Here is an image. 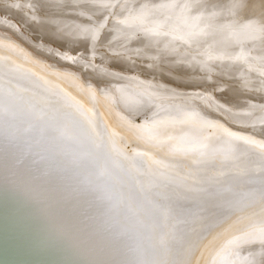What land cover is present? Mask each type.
I'll return each mask as SVG.
<instances>
[{
	"label": "bare ground",
	"instance_id": "1",
	"mask_svg": "<svg viewBox=\"0 0 264 264\" xmlns=\"http://www.w3.org/2000/svg\"><path fill=\"white\" fill-rule=\"evenodd\" d=\"M42 1H43V3L48 2L49 4H43V7H46V9L42 10L44 13L39 12L40 16L36 18V21H39V26L46 28V31L48 33L49 32L52 33V32L57 31V30H63L66 33H69L71 31V29H76L77 31H79V30H81V28L79 26L80 24L88 23V22L92 23L94 21L95 15L102 13L106 8H108V13H107L108 16L106 17V19H104L101 22V24L102 23L104 24V27L101 28L100 27L101 24H100L98 26L99 27L98 32L102 31V33H101L102 35H105L106 33H108V34L114 35L116 37L123 38L122 36H125L126 34L124 32L121 33L120 31L114 32L118 29H117V26L113 23L117 22V23H119V25L124 27V24H123L124 21H126V20L131 21L132 20L134 22V21L138 20V18L140 16H143L142 14H145L146 12H149V11L150 12L156 11L157 15H155V16H156L157 22L155 21V23H154L153 22L154 19H152L153 23L150 22L152 25L145 26V27L143 26V27L139 28L138 30H136L130 34L131 37L133 35H135L136 32H139L140 30H144L143 32H147V34L151 35L149 43H151L153 45H157L159 48H161L160 50H170L172 47L173 48L176 47L174 49L175 53L177 52L178 55H181V56L172 62H170V61L169 62H162L161 58H159L156 62H154L152 64L142 63L141 64L142 66L135 67V68H136V70H138V72H142L143 75L147 76L145 78V80L148 77L152 78V79L157 78L158 80H156V82L157 81L165 82L166 83L165 88H170L172 90V92H174V93L180 91V89L182 88L181 87L182 84H180L179 81H182V77L185 75V73H188L187 68L189 67L190 63H192V62L194 63V61H195V65L197 66V68L193 74L195 76L197 74L198 77L203 78L205 80V77H207L208 74H210L212 71H214L218 67L223 66L224 62H229V61L233 60V56L235 57L234 52L232 51V50H234V48H232V43L234 42V37L231 39L228 38L227 37L228 34L226 35L223 32V28H222L223 24L230 23V20H231L230 15L232 13H233V15H235V13H236V16H237V14L243 15L242 18L239 20V25H240V23L241 24L245 23L248 26L247 28H249L251 31V34L248 31L249 35L247 33V36L245 37L247 39H244V41L242 40L243 42L251 41V39L256 40V42H255L256 45L252 46V47L256 48L257 43H258L257 39L259 38V40H260V37H261V39L264 40V30L261 31L262 28L264 29V0H245L244 6L241 5V7H239V4H241V1H243V0H221V1H219L220 3H217V4H216V2L218 0H213L209 3V5L213 6L212 10L209 9L210 10V11L208 10L209 13L205 14V16L200 14V11L202 10L201 8H204L203 6L205 5V0H42ZM215 5H216V8L214 7ZM207 8H209V6ZM217 8L219 9V11ZM215 9H216V11H218L217 12L218 17L216 16L217 14L214 13V12H216ZM112 15H113V17H112ZM149 15H150V17H152L154 15V12L150 13ZM213 16L214 17L216 16L215 19H216L217 25L211 27V29L210 28L207 29L205 27L207 24L206 22H207L208 18L213 19ZM58 17L60 18L61 23L59 25L58 24L55 25V23H53V21L55 20L54 18H58ZM111 18H113L114 20L112 21ZM42 19L44 20V25H42V23H41ZM234 19H236V18H234ZM259 21H260V23H259ZM214 22H215V20H214ZM236 23L238 25V22H236ZM146 24H143V25H146ZM196 24L198 26L195 28L194 25L196 26ZM209 25H211V23H209ZM230 25H231V23H230ZM259 28H261V30ZM17 30L18 29H15V30L11 29L8 31L0 30V31L4 32V33H1V36H0V58H5L4 61L7 62L6 65L12 68V72L15 75H17L18 78H20V81L22 84H26V87H31V88L37 89L34 85L35 84L34 81L35 80H37L39 82H41V81L39 80L38 77L36 78L34 76V73L36 70V72H37L36 74L42 75V73H39V72L43 68H41V66L38 65L37 63H39V62L42 63V61L45 57L42 59V56H40L37 53V51H36V53L33 52L32 49L29 47V43L25 42V40L20 36V34L18 33ZM181 33H184L185 35L181 36ZM242 35H243V33H242ZM236 39H238V38H236ZM240 40H238V41H240ZM263 42L264 41H261L262 44H263ZM151 44H150V46H152ZM243 45H244V43H243ZM145 47H147V45H145ZM257 48L259 49L258 46H257ZM185 49H189V51H190L189 56H193V57L196 56V57H198V59L192 61L191 60L192 58L190 57L187 60V58H185V56H183V55H185L184 54ZM253 51H255V49ZM253 51H252V53H253ZM263 51H264V47H263ZM256 53H257V50H256ZM36 54H37V56H36ZM165 54H169V52L167 51V52H165ZM230 56H232V57L230 58ZM254 56H256V55H254ZM262 56H264L263 52H262ZM220 58L223 60V62L220 60ZM34 59H37V60H34ZM258 59L260 60V58H258ZM31 61H37V62L32 63ZM48 62H49V64L46 66L43 65L44 63L43 64L39 63V64L43 65L44 67H48L49 65H51V67H52L53 63L50 61H48ZM29 63L30 64L32 63V64L30 65ZM32 65L35 67H33ZM259 65H261V64H259ZM53 66H54V64H53ZM51 67H49V68L51 69ZM59 67H61V66H59ZM63 68H66V67H63ZM124 69H125V64L123 62H118L115 64V66H113L111 68L104 69L102 71V73H100L99 77L100 78H104V77L106 78V77H110L111 75L115 76V74H117L119 71L122 72ZM44 71H45V69L43 70V72ZM69 71H70V69H69ZM28 73L30 75H28ZM49 73H51V72H49ZM77 74L78 73H75L74 69H73L71 73H60V75H61L60 77H62V80L65 81L66 85H71V83H73V82H71V79L75 78L74 76H76ZM119 74H121V75H119L120 79L124 78L122 76V73H119ZM46 75L48 77V74H46ZM50 76L51 75H49V78H50ZM78 76L80 77L79 74H78ZM47 77H46V79H47ZM44 78H45V75H44ZM53 78L54 77L52 76L51 79H53ZM81 78L82 77H80V81H81ZM57 80H59V79L56 78L55 81L59 83V81H57ZM77 80H78V77H76L75 81L77 82ZM47 81H49V80H47ZM86 81H88V80H86ZM81 83H82V81H81ZM81 83H77V84H81ZM42 84H43V82H42ZM42 84L39 85L38 89L42 90V91L44 89L46 92H49V93L44 94V93H40V92H30L32 95L27 97L23 102L13 100L11 97H9L3 93H0V264H102L99 259H102L105 255L104 256L100 255V253L97 252L98 251L97 248L99 247V243L102 239L95 233L97 230L96 231L93 230L94 226H93V223H91L92 219L90 220V222H88V218H89V215L92 214L91 211H93V209L96 206L99 207V205H98L99 202L102 199L106 198L105 196H107L111 191L114 190L112 182L109 180L112 179V177L115 180H118L119 178H117V177L119 176V173L123 169L124 170L127 169L126 162L122 161L121 158L118 157L115 150L118 149V150H121V151L125 152L126 154L130 155L125 149V147H127L129 145L134 150V153L138 152V151H141V152L146 151V152H148V154L150 156H153L156 159H165L166 161L168 159H170V157L166 156L167 152H165V151H164V153H161V154L159 153L160 155H154L152 150H151V146L154 144H155L154 147H156V146L159 147V146L156 145V143H154V142L152 144V142H150V141H147V140L145 141V139H144L145 134L143 136L141 135L142 138L144 139V141L138 142L140 140L139 139V140H136L137 142H134V141L130 142L131 141L130 138H129L130 141H128V139L124 135L128 134L132 130V128L136 129L134 127V125H132L130 121L129 122L127 121L128 125L126 124V122L123 123L122 121L121 122L123 123V125H122V123L121 124L117 123V121H115L116 120L115 117H111L110 115H108L110 113L107 114V109H106V111H104L102 107H100L99 105H95L94 102H93V104H91L89 102L90 100H87L86 98H81L80 95L84 93V91L82 90L83 92L80 94L81 89H79V87H81V85L80 86L75 85V86H77V88H71L70 87L71 89H69L68 91L64 88L65 91L60 92V95H58V92L53 91V88L43 87ZM92 86L94 88V85H92ZM102 86H100V87H102ZM202 86H205V85H202ZM103 87H105V86H103ZM85 88H87V87H85ZM95 88H96V85H95ZM95 88L93 89L94 91H96ZM203 89H204V87H203ZM98 90H102V89H98ZM105 90L108 92L109 89L107 90V88H105ZM94 91H93V93H94ZM111 91L112 90H110V92ZM96 92L98 93V91H96ZM103 92H100V93H103ZM100 93H99V96H101ZM112 94H114V92L111 93V95ZM103 95L105 96L106 93L102 94V96ZM108 95H107L108 97L107 96H105V97L106 98L110 97L109 92H108ZM122 95L124 96V94H122ZM84 97H85V95H84ZM96 97H98V95ZM111 97H113V96H111ZM151 97H149V98H151ZM116 98H118V97H116ZM149 98H147V99H149ZM124 99L126 100V98H124ZM143 99H141V100H143ZM60 100H62V101H60ZM94 100H97V99H94ZM152 100L153 99H151V101ZM98 101L99 100H97V102ZM101 101H100V103H101ZM113 101L115 102L116 100H113ZM128 101L129 100H127V102ZM144 101L150 105V103H148L146 101V99H144ZM159 101H160V99H159ZM163 101L167 102L166 100H163ZM169 101L172 103V100H169ZM116 102H119V101H116ZM139 102H134L135 107H138V104L136 105V103H139ZM173 102H175V101H173ZM102 103H103V101H102ZM115 103H113V104H115ZM151 103H155V102L152 101ZM141 104H142V102H141ZM158 104L161 108V106L164 103L161 104V101H160L157 104L155 103L154 106L158 105ZM123 105H117V107L118 106L121 107ZM128 105H129V103H128ZM143 105H144V102H143ZM149 105H147V108H149V110H150V107L151 106L153 107V105L151 104L150 107H148ZM166 105L164 104V106H166ZM177 105H178V103H177ZM105 106H107V105H105ZM131 106H132V104H131ZM133 106H132V108H134ZM144 106H143V108H144ZM159 106H158V108H159ZM171 106H173V104ZM120 107H119V110H120ZM140 107H142V105H140L139 108ZM181 107H184V109L187 108V107L185 108V105L181 106ZM132 108H131V110H133V112L136 111L135 108L134 109H132ZM143 108H140V110L142 109V111H143ZM147 108H144V110L145 109L147 110ZM203 108H205V106H203ZM96 109H98L99 111H96ZM124 109H125V107H124ZM161 109H164V107ZM169 109H172V108L170 107ZM109 110H111V109H109ZM121 110H122V108H121ZM131 110L130 111L127 110V111L131 112ZM146 110L143 112L139 111L140 114L139 113H137V114L139 116H141V114L143 113L142 114L144 116L143 118H145V117H147L146 113L148 112L147 114L149 115L150 114L149 112L151 111V110L150 111L147 110V112H146ZM152 110L156 111V114H157L156 117H158L160 111H162V110H159V113H158L157 112L158 109L155 110L154 107ZM178 110L179 109H177V111ZM111 111H113V110H111ZM137 111H138V109H137ZM226 111H227V109H226ZM121 112H123L125 114V110L124 111L122 110ZM179 113H181V112H179ZM132 114H130V116L132 115L131 117L127 116V119H129V120L134 119L135 115L138 117L137 114H135V115H134V113H132ZM119 115H120V112H119ZM126 115L127 114H125V116ZM133 116H134V118H133ZM122 117L124 118V115ZM159 117H161V115H159ZM154 118H153V120H155ZM150 120L147 122L151 123L152 121L150 122ZM216 120L218 122V119H216ZM211 121H213V120H211ZM224 121H225V119H223V123H225ZM101 122L103 124H105L106 130H107V133H105L107 135L104 138H102L101 131L99 128V126H100L99 123H101ZM177 123H178V121H177ZM182 125H183V123H182ZM262 125L258 124V126H262ZM239 126H241V125H239ZM182 127L183 126H181V129H182ZM236 127L238 128V126H236ZM230 128H231V130L236 129V128H233L232 125H230L229 129ZM255 128H256V126H255ZM88 129L93 130V132H99L100 135L96 136L92 132H90ZM134 129H133V131H134ZM241 129H244V128L242 127ZM237 130L238 131H235V132H237V134H238V132L242 131L240 129H237ZM248 130H246L247 133H248ZM254 130L251 129L250 132L254 131ZM258 130H260V128L259 129L257 128V131H254V133L257 132L256 135L254 133H252V134H254L255 137L254 136L253 137L255 139L258 138L257 137ZM261 130H263V134H262V131H261V134L264 136V129H261ZM17 131H19V132H17ZM155 131H158V130H155ZM221 131H223L222 128H221ZM134 132H135V135L138 134L136 131H134ZM140 132H141V130H140ZM159 132L162 133L161 135H165L164 134L165 132H163V131H159ZM233 132H231V133H233ZM186 133H187V135L190 134V132H188V131ZM223 133H225V131ZM240 133L238 134L239 137H244L243 134H245L246 132L244 130L243 134H240ZM247 133L245 135H247ZM132 134H133V132H132ZM195 134L197 135L196 132H195ZM187 135H185V136H187ZM214 135H216V133ZM234 135H235V133H234ZM258 135H260V133ZM262 135H261V137L263 138ZM141 136H138V137H141ZM168 136L169 135H166L165 137H168ZM181 136L179 137L180 139L185 137L184 133ZM189 137H188V139H190ZM195 137H198V135ZM220 137H221V134H220ZM231 137H233V136H231ZM245 137H248L247 139H249V135H247ZM250 137H251V133H250ZM253 137H251V138L254 139ZM261 137H259L260 140L262 139ZM134 138H136V137H134ZM171 138L173 139V141H175L178 137L176 139L173 137H171ZM193 138H194L193 135H191V139H193ZM199 138H200V135H199ZM218 139L219 138H216V140H218ZM259 139H257V141L254 140L255 143L256 142L258 143ZM199 140L201 142H203V140H201V139H199ZM213 140L216 142L215 139H212V141ZM262 140L259 143H262L261 145H264L263 144L264 140L263 141ZM167 141H169V140L167 139ZM242 141H241V143H242ZM161 142H162V140H161ZM163 142H166V139L165 140L163 139ZM163 142L160 145L164 144ZM204 143H205V140L203 142V146H204ZM212 143H214V142H212ZM172 144L168 142V145H172ZM186 144H188V143H185L184 145H186ZM199 144H201V143H199ZM249 144H251V143H249ZM166 145H167V143H166ZM174 145H175V143H174ZM179 145H180V143H179ZM210 145H212V144H210ZM239 145H240V142H239ZM214 146H218V144L217 145L215 144ZM245 146L242 148L243 150L241 151V153L239 155V159L237 160V162L239 164L244 163L248 160H252L253 157L257 158L258 156H260L258 154H260L261 150H263V149L256 150V151L254 150L255 153L257 152V154L255 156L252 154H251V156H249L250 155L249 154L248 155L249 157H248L246 155L247 150H245L246 149ZM130 147L128 149H130ZM257 147H258V145H257ZM167 149H169V148H167ZM247 149H249V147ZM257 149H259V148H257ZM164 150H166V149H164ZM251 152H252V150H251ZM251 152H249V153H251ZM250 163H252V162H250ZM194 165L195 164H192L191 167ZM248 166H250V165H248ZM224 167L225 166L223 164L217 163L215 165V167L212 168V171L221 172L225 169ZM192 168L195 169L197 167H192ZM260 170H261V166L256 167L253 170L251 168L249 170H246V169L241 170L240 173L236 172L238 174H232L231 173L232 175H230L229 174L230 172H229L228 173L229 175L226 174V175H221L220 177L219 176L218 177L220 179H224L225 176H230L231 178L239 181L241 184V188L244 189L246 187V183L248 181L249 176L250 175L259 176ZM209 171L211 172V169H209ZM132 175H133V173H132ZM216 177H217V175H216ZM135 179H137V177ZM141 181H142V179H141ZM135 182H138V181L136 180ZM146 184H144V185L146 186ZM127 185L128 184H125V186H127ZM131 186H132V184H131ZM210 187L215 191L221 190L223 188L225 190H231L233 187V184L231 182L222 184V183H217L216 181H213L212 184H210ZM179 191H180L179 192L180 194H178V192L177 193L175 192L174 194H178L176 196H180V198L183 199L182 200L183 201L182 202L183 208L178 214H176L175 218L184 220V219H190V218H195V217L200 216L201 213L204 211V201L200 199L201 194L196 193V192L187 193L185 190H179ZM160 192H162V191H159V193ZM124 193H125V195L127 194L126 191ZM124 193L122 195L125 197ZM164 193L165 192H163V194ZM161 194L162 193H160V195ZM155 195L156 194H153V196H155ZM168 195H170V192ZM168 195H167V197H168ZM158 196H159V194L157 195V198H158ZM176 196L174 195L175 203H177L175 199L178 200V198H179V197L176 198ZM126 197H129V196H126ZM165 197H166V195H165ZM151 198H152V196H151ZM126 200H127V202L131 201L130 199H129L130 201L128 199H126ZM105 201H107V200L105 199ZM112 201H113V199L111 200V202ZM123 201H120V202H123ZM106 204H108V203H106ZM106 204H105V207L107 206ZM117 204H118V201H117ZM121 205H123V204H121ZM111 206H110V208L113 207V206L112 207ZM118 206H117V208H119ZM102 207H104V206H102ZM110 208H108V210H106V211H109ZM232 208H233V210L228 212V215H229V218L231 219V222L228 221L229 223L228 222H227V224L225 223L226 225H224L222 228H220V229L218 228V230L216 229V230L212 231V233L210 232L211 234L208 237H206L205 239L202 238L201 240H199V243L204 245L208 249L207 252L205 253L204 258L209 263H210L209 259H213V256H214L213 253H215L218 250L221 251V250L227 249L228 252L230 251L229 252L230 255L228 254L227 251H226V253L223 251V253L225 255L228 254L230 257H232L231 256L232 248H231V246H230L231 250L228 249L229 247L224 248L225 243L230 242V244L232 243L231 245H233V244L236 245L237 241L235 242V240L239 241L238 238L240 236H241L240 240L242 242V240H243L242 236H244L245 234L250 236L252 234V233L248 234L245 232L252 231L253 230L252 227L254 229L256 228V227H254L255 224L259 225L261 223V221H260V208H259V201L258 200H256L255 202H251L248 200L236 201L232 205ZM98 209H101V208H98ZM113 210H110V212L111 211L113 212ZM110 212H108V213H110ZM94 213H93V216H97L98 213H96L95 211H94ZM103 213L101 211L102 215H103ZM95 218H97V217H95ZM94 220L97 221L98 219L97 220L94 219ZM110 220H111V218H110ZM222 220H224V219H222ZM220 221H221V218H220ZM220 221H218V222H220ZM105 222H106V220H105ZM222 222H220V223H222ZM224 222H226V220ZM96 224H97V222H96ZM194 224H197V223H194ZM102 225H104V224H102ZM116 226H118V225H116ZM221 226H222V224H221ZM263 226L264 225H262V227ZM102 227H104V226H102ZM191 227H189V228H191ZM262 227L260 229H262ZM198 228H199V226H198ZM130 229H132V228H130ZM186 229H188V227ZM99 230H100V228L98 229V231ZM181 230H183V229H181ZM181 230H180V232H182ZM257 230L255 229V231H257ZM262 230L264 231V229H262ZM137 231H138V229H137ZM155 231H157V230H155ZM184 231L185 230H183V232ZM255 231H253L255 234L260 232V231H257V232H255ZM170 232H171V230H170ZM124 233H125V231H124ZM134 233H132V234H134ZM136 233H138V232H136ZM175 233L177 234V232H175ZM254 233H253V236H256ZM102 234H104V233H102ZM132 234L130 233L131 237H132ZM168 234L169 233L166 234L167 235L166 237H168ZM176 234H174V235H176ZM117 235L118 234H116V236ZM122 235H123V233H122ZM124 235H126V234H124ZM162 235H165V233H162L161 236ZM177 235H179V233ZM111 236H112V234H111ZM126 236H121V237L125 238ZM129 237H127V238H129ZM133 237H132V239H133ZM263 237H264V234H263ZM127 238H125V239H127ZM172 238H173V235H172ZM248 238L249 237H247V239ZM259 238H261L260 235H259ZM121 239H123V238H121ZM121 239H120V243H121ZM125 239H124V241H126ZM164 239H165V236H164ZM169 239H170V237H169ZM251 239H252V237H251ZM156 240H157V238H156ZM167 240H168V238H167ZM232 240L234 241V243ZM127 241H129V240H127ZM252 241H254V240H252ZM252 241H251V243H252ZM116 242H117V240H116ZM136 242H137V240L135 241V243ZM142 242H144V241H142ZM148 242L150 243V241H148ZM159 242L161 243L162 241H159ZM159 242L155 243V245L157 246L156 251H153L148 246L138 247V249L136 247H134L137 250L134 249V251L130 252L122 262L117 263V264H172L173 261L179 260L181 258L179 255L180 250H177V249H180L179 247L173 246L174 248H172V250L169 251L168 249L166 250L165 244L162 245L163 248H162V246L160 248ZM244 242L245 243L240 244L241 245L240 249L243 246H245L246 250L248 248V250H247V252H248L250 250V247L246 248V245H245L246 240H244ZM120 243H118V244H120ZM251 243H250V245H252ZM125 244H127V243H125ZM146 244H147V242H146ZM170 244H172V243H170ZM221 244L223 245V248H222V246H219ZM230 244H227L226 246H228ZM242 244H244V245L242 246ZM132 245H134V244L132 243ZM142 245H144V243ZM254 245H255V248L252 245L254 251L251 252V253H253L254 256L250 254L251 257L253 256L251 258L250 255L248 254L249 252L247 253L249 255V258H251L250 261H249V258L247 257L248 255L246 254V250H244V247L242 248L241 253H242V251H245L243 253H244V255L245 254L247 255L245 257L248 258V260L244 261V262L240 261L241 264H264V252H261L263 250V247H264L263 243L259 244V246L261 245V248H259V246H257V243ZM115 246H117V244ZM119 246L121 247L122 245H119ZM123 246H125V245L123 244ZM238 246H239V244H238ZM164 247H165V249H164ZM168 247H169V243H168ZM235 247L236 246H234L233 249ZM237 248H239V247H237ZM256 248H258V250ZM240 249H234V251L232 250L233 254L236 255V257H234V255L232 254L234 259L235 258L239 259V257L237 256L236 253L239 254L238 251H240ZM124 250H125V248H124ZM124 250H122V251H124ZM235 250H236V252H235ZM259 250H260L261 254H259L260 253L259 252L257 254V257H256L255 256L256 253L254 254V252H256V251L258 252ZM116 252L118 253V251H116ZM216 253H218V252H216ZM216 253H215V257H214L215 259L211 260V263L214 260H216V262H217L218 258L216 257V255H218L219 253L218 254H216ZM224 254L221 256L223 257ZM242 254L240 255L241 257L243 256ZM123 255H124V253H123ZM211 255H212V258L210 257ZM100 256H103V257L100 258ZM227 256H226L227 260L225 262H224L225 256L223 258L222 257L219 258L218 259L219 262H221L220 261V259H221V260H223V262L225 264H229V262H227L229 257H227ZM246 258H241V259L243 261ZM108 260H110V259H108ZM229 260L232 261L233 259L231 260L229 258ZM236 260H234L235 263L234 262L233 263L230 262V263L231 264H237V263L239 264V262H237ZM219 262H217V263L221 264ZM212 264H215V261Z\"/></svg>",
	"mask_w": 264,
	"mask_h": 264
},
{
	"label": "rangeland",
	"instance_id": "2",
	"mask_svg": "<svg viewBox=\"0 0 264 264\" xmlns=\"http://www.w3.org/2000/svg\"><path fill=\"white\" fill-rule=\"evenodd\" d=\"M211 1H213V0H205V5L203 6L204 8H201L202 12L200 11L201 15L205 16V14L209 13L208 12L209 9L212 10L213 6L209 5V3ZM219 1H221V0H218L216 2V4L220 3ZM244 1L245 0L241 1V4H239V7H241V5L244 6ZM43 4H49V3L48 2L43 3L42 0H0V30L8 31L11 29L12 30L18 29L17 30L18 33L25 40V42L29 43V47L32 49V51L35 53L37 51V53L40 56H42V59L45 57L43 59L42 63L41 62H39V63H41V64L44 63L43 65L46 66L49 64L48 61H50L54 64V66H53V64L51 63L52 67H51V65H49L48 67H44L43 65L37 63L38 65L41 66V68H43L41 71L39 70L40 71L39 73H42L43 76L41 74L40 75L36 74L37 72L35 70L34 76L36 78L38 77L41 82L34 79L35 80L34 85L37 89L27 87L29 89V92H40V93H44V94L49 93V92H46L44 89H43V91L38 89L39 85H41L42 82H43V84H42L43 87L53 88V91H57L58 95H60V92L65 91V89L68 91L71 88H77V86H75V85H79V86L81 85V87L78 86L79 89H81L80 94L83 91L85 93V94L83 93L80 95L81 98H86L87 100H90L89 102L91 104H93V102H94L95 105H99L100 107H102L104 111H106V109H107V114L110 113L108 115H110L111 117H115V119H116L115 121H117V123L121 124L122 122L123 123L126 122V124L128 125V122L130 121L131 124L134 125V127L136 129L132 128V130L128 134L124 135L128 139V141L131 140L130 142H133V141L137 142L136 140H139V139L140 140L138 142L144 141L142 136L146 133V130H148V129H151V130L153 129V131L158 134L160 141L162 140V142H163V139L164 140L166 139V142H163L164 144H162V145L159 144L158 145L159 147L156 146L157 148L154 147L155 144L151 146V150H152L154 155H160L161 153H164V151L168 152V151H170V149L172 147L179 145V143H180V145L181 144L184 145L185 143H188L186 145H191V144L200 145L201 147H203V150L207 151V150H210L212 147H214L215 144L217 145L218 140L220 141L221 138H225V137H226L225 139H230L235 144L239 145V142H240V146L242 148L246 145L247 147L245 146L246 149L245 148L244 149L247 150L246 151L247 156L249 154H250L249 156H251V154L255 156L257 154V152L255 153L256 150H261V149L264 150V147H263L264 145H261L262 143H259L262 139L264 140V136L262 135L263 130H261V129H264V58H263L264 56H262V52L264 54V51H263L264 42H263V44L261 43V41H264V40L261 39V37H260V40H259V38L257 39L258 40L257 46L259 47V49L257 48V46H256V48L252 47L253 45H256L255 44L256 40L251 39V41L243 42L244 39H247V38H245L247 36V33H248V35H249V32L251 34L250 29L247 28L248 27L247 24H245V23L241 24L240 23L241 26L239 25V20L242 18L243 15L237 14V16H236V13H235V15H233V13H232L230 15L231 16V20H230L231 25H230V23H225L222 25L223 32L226 35L228 34L227 37L230 39L234 37V42L232 43V48H234V50H232V51L234 52L235 57L233 56V60H231L229 62H224L223 66H220L217 69H215L214 71H212L210 74L207 75V77H205V80H204L203 78L198 77V75L196 73H195L196 76L193 74L197 68L194 60H197L198 57L189 56L190 55L189 49H185L184 50L185 55H183V56H185V58H187V60L191 57L192 58L191 60L194 61V63L191 61L192 63H190L189 67L187 68L188 73H185L186 76L184 75L182 77V81H179V83L182 84V86H181L182 88L180 89V91L174 93V92H172V90L170 88H165V85H166L165 82H160V81L156 82V80H158L157 78L156 79L153 78L154 79L153 80L152 78L148 77L145 80V78L147 76L143 75L142 72H138V70H136V68H135V67L142 66L141 65L142 63L152 64V63L156 62L159 58H161L162 62H169V61L172 62L181 56V55H178L177 52L175 53L174 49L176 47H174V48L172 47L170 50H160L161 48H159L157 45H153V44L149 43L151 35L147 34V32H143L144 30H140L139 32H136V34L131 37L130 34L132 32L138 30L139 28H141L143 26L145 27V26L152 25L150 23V22H152V19H154L153 20L154 23H155V21L157 22V19L155 16V15H157L156 11H152V12H154V15L152 17H150V15H149L152 12L149 11V12H146L145 14H142L143 16H140L138 18V20H136L134 22L132 20L131 21L126 20L123 23L124 27L119 25V23H117V22L113 23L117 26V29H118L114 32L120 31L121 33L124 32L126 34L125 36H122L123 38H120V37H116V36L108 34V33H106L105 35H102L101 34L102 31L98 32V34H97L96 30H99L98 26L108 16L107 15L108 8H106L102 13L95 15L94 21L92 23L88 22V23L80 24L79 26H80L81 30H79V31H77L76 29H71L72 32L70 31L69 33H66L63 30H57V31H54L52 33H50V32L48 33L46 31V28L40 27L39 21H36V18L40 16L39 12L44 13L42 10L46 9V7H43ZM208 6H209V8H207ZM214 7L216 8V5ZM215 11H216V9H215ZM218 11H219V9H218ZM218 11H216L214 13L217 14ZM216 16L218 17V14ZM216 16L215 17L213 16V19L208 18V20L206 22L207 24L205 26L207 29L208 28L211 29V27L217 25L216 19H215ZM112 17H113V15H112ZM234 18H236V19H234ZM54 19L55 20L53 21V23H55V25H57V24L59 25L61 23V20L59 17L54 18ZM111 20L113 21L114 19L111 18ZM214 20H215V22H214ZM236 22H238V25ZM41 23H42V25H44L43 19H42ZM209 23H211V25H209ZM259 23H260V21H259ZM143 24H146V25H143ZM197 26H198L197 24H196V26L194 25L195 28ZM259 29L261 30V28H259ZM263 30L264 29L262 28L261 31H263ZM2 31H0V36H1V33H4ZM242 33H243V35H242ZM184 35H185L184 33H181V36H184ZM236 38H238V39H236ZM238 40H240V41H238ZM243 43H244V45H243ZM150 44L152 46H150ZM145 45H147V47H145ZM254 49H255V51H253ZM256 50H257L258 54L256 53ZM167 51L169 52V54H165V52H167ZM252 51H253V53H252ZM254 55H256V56H254ZM36 56H37V54H36ZM231 57L232 56H230V58ZM257 57L260 58V60ZM4 59L5 58H0V65H3L6 69L12 70L11 67L6 65L7 62H5ZM34 60H37V59H34ZM220 60L223 62V60L221 58H220ZM31 62L36 63L37 61H31ZM118 62H123L125 64V69L122 72L119 71L117 74H115V76L111 75L110 77H106V78L105 77L104 78L99 77L100 73H102V71L104 69L111 68V67L115 66V64ZM259 64H261V65H259ZM59 66H61V67H59ZM33 67H35V66H33ZM49 67H51V69ZM63 67H66V68H63ZM44 69H45V71H44L45 73L43 72ZM69 69H70V71H69ZM73 69H74L75 73H78L80 75V77H82L81 81H82V83L84 82L83 84L81 83L80 77L78 76V74L76 76H74L75 74L73 75L75 78L71 79V82H73V83H71V85H66L65 81L62 80V77H60L61 76L60 73H71ZM49 72H51V73H49ZM119 73H122V76L124 78L120 79L119 75H121V74H119ZM46 74H48V77ZM28 75H30V74L28 73ZM44 75H45V78H44ZM49 75H51L50 78H49ZM52 76L55 78V79L53 78L54 80L51 79ZM46 77H47V79H46ZM76 77H78L77 82L75 81ZM56 78L59 79V80H57V81H59V83L55 81ZM47 80H49V81H47ZM84 80L85 81L88 80V81L85 82ZM77 83H81V84H77ZM92 85H94V88L96 85L95 90L98 91V93L93 90L94 88ZM102 85L105 87H103ZM202 85H205V86H202ZM84 86L87 88H85ZM100 86H102V87H100ZM203 87H204V89H203ZM105 88H107V90L109 89L108 90V92L110 94L109 98L105 97L108 95V92L105 90ZM98 89H102V90H98ZM110 90H112V91L110 92ZM93 91H94V93H93ZM103 91L106 93L105 96L104 95L102 96V94H105ZM100 92H103V93H100ZM113 92H114V94L111 95V93H113ZM99 93L102 97L99 96ZM86 94L87 95L89 94V95L87 96ZM96 94L98 95V97H96L97 96ZM122 94H124V96ZM84 95H85V97H84ZM111 96H113V97H111ZM115 96L118 98H116ZM149 97H151V98H149ZM124 98H126V100ZM143 98L146 99V101L148 103H150V105L152 104L153 107L155 108V110L158 109L157 110L158 113H159V110L163 111V112L160 111V113H159V115H161V117H159V115H158V117H156L157 116L156 111H153L152 110L153 107L152 106L150 107V105L147 104ZM147 98H149L150 100ZM94 99H97L99 101L97 102V100H94ZM141 99H143V100H141ZM151 99H153L152 101L155 102L156 104L161 101V104L164 103L166 105L167 103L168 104L170 103L169 104L170 106L167 104L166 105L168 107L167 108L163 104L161 106V108L164 107V109L166 108L165 110L161 109L159 104L155 105L156 106L155 107L154 106L155 103H151L152 102ZM159 99H160V101H159ZM101 100L103 101V103ZM113 100H116L119 102L115 101L117 103L116 104ZM127 100H129V101L127 102ZM163 100H166L167 102H164ZM169 100H172V103ZM60 101H62V100H60ZM100 101H101V103H100ZM173 101H175V102H173ZM134 102H139V103H136V105L138 104V107H135ZM141 102H142V104H141ZM143 102H144V105L146 107L143 105ZM113 103H115V104H113ZM128 103H129V105H128ZM145 103L147 105H149L148 107H150L151 111L149 110V108H147V105ZM177 103H178V105H177ZM131 104H132V106L134 105L133 107L135 108L136 111L133 112V110H131V108H132ZM139 104L142 105V107H140V108H143V106H144V108H147V110L150 111L149 112L150 114L148 115L147 114L148 112L145 109L147 112L146 113L147 117L143 118L144 116L142 115L143 114L142 112L145 110H144V108H143V111H142V109L140 110ZM172 104H173V106H171ZM105 105H107V106H105ZM117 105H123L125 107V109L123 106L117 107ZM184 105H185V108L187 107L186 109H184V107H181ZM158 106H159V108H158ZM203 106H205V108H203ZM119 107H120V110H119ZM170 107L172 109H169ZM121 108L123 111L125 110V114H127L126 116L123 112H121L122 111ZM134 108H132V109H134ZM109 109L113 110L114 112L109 110ZM126 109L128 111L131 110V112H128ZM137 109H138V111H137ZM177 109H179V110L177 111ZM226 109H227V111H226ZM96 111H99V110L96 109ZM139 111H142L141 116H139L137 114V113L140 114ZM119 112H120V115H119ZM179 112H181V113H179ZM132 113H134V115L137 114L138 117L135 115V118L133 116L134 119H130V120L127 119V116H130V114H132ZM123 115H124L125 119L122 117ZM153 118L155 120H153ZM216 119H218V122L220 121L221 123L220 122L218 123ZM223 119H225V121H224L225 123H223ZM149 120H150V122L151 121L152 122L151 123L147 122ZM211 120H213V121H211ZM177 121H178V123H177ZM123 123H122V125H123ZM182 123H183V125H182ZM99 124H100L99 128L101 131V136H102V138H104L107 135V134H105V133H107L106 126L102 122ZM258 124L259 125L263 124V125L258 126ZM146 125L147 126L149 125L148 126L149 128ZM230 125H232V127L236 128V129L235 130L234 129L231 130V128L229 129ZM239 125H241V126H239ZM181 126H183L182 129H181ZM236 126H238V128ZM255 126H256V128H255ZM240 127L241 128L243 127L244 129H241ZM221 128L223 131H221ZM257 128L258 129L260 128V130H258V134L260 133V135L257 134L258 138L257 137L256 138L259 139V137H261V135L263 136V138L261 137L262 139L261 140L259 139L258 143L257 142L255 143L254 140L257 141V139L254 138L255 137L254 134L256 135L257 132L254 133V131H257ZM133 129H134V131H136L138 133V134L136 133L138 136H141V135L142 136L138 137L137 135H135V132L133 131ZM154 129L158 130V131H155ZM237 129H240L243 132L245 130L246 133H247L246 130L249 129L248 133H247V135H249V139H247L248 137H245V136H247V135H245L246 133L243 134V132L240 130L239 131L241 133L238 132V134L239 133L243 134L244 138H246V140L242 141V140L238 139L239 135L237 134V132H235V131H238ZM251 129L252 130L255 129V130L250 132ZM140 130H141V132H140ZM159 131L165 132L164 133L165 135H161L162 133ZM187 131L190 132V134L187 135V133H186ZM224 131H225V133H223ZM261 131H262V134H261ZM17 132H19V131H17ZM132 132H133V134H132ZM195 132L197 133L198 137H195V136H197L195 134ZM231 132H233L232 134L235 133V135H233V137H229V135H228ZM249 132L251 133V137L254 136L253 137L254 139H252L250 137ZM183 133H184V136L185 135H187V136H185L186 138L183 137L180 139L179 137L181 135H183ZM215 133H216V135H214ZM252 133H254V134H252ZM220 134H221V137H220ZM166 135H169V136L165 137ZM191 135H193V137H194L193 139H191ZM199 135H200V138H199ZM134 137H136V138H134ZM171 137H173L175 139L177 137L178 138L175 141H173V139ZM188 137L190 139H188ZM129 138H130V140H129ZM216 138H219V139L216 140ZM167 139L169 141H167ZM199 139L203 140V142L205 140L204 146H203V142H201ZM209 139L211 141H212V139H215L217 143L214 140L212 141L214 143H212ZM241 141H242V143H241ZM168 142L171 144L173 143V144L168 145ZM166 143H167V145H166ZM174 143H175V145H174ZM199 143H201V144H199ZM249 143H251V144H249ZM152 144H153V142H152ZM210 144H212V145H210ZM257 145H258V147H257ZM129 147L130 146L128 145L127 147H125V149L130 155H133L134 150L131 147H130V149H128ZM248 147H249V149H247ZM167 148H169V149H167ZM257 148H259V149H257ZM161 149H166V150L161 151ZM251 150H252V152H251ZM263 150H261L260 154L262 152H264ZM249 152H251V153H249ZM260 154H258V155H260ZM253 159L248 160L244 163H240V164L238 162H236L231 167L225 166L224 167L225 169L221 172L212 171V168H211L210 174L213 176L217 175V177L218 176L220 177L221 175H226L229 172H230L229 174L232 175V174H238L236 172L240 173L241 170H244V169L249 170L252 168V170H253L256 167H260L261 166L260 156H258L257 158L253 157ZM250 162H252V163H250ZM248 165H250V166H248ZM192 167H199V166H197L195 164ZM135 176L136 175H134V174L132 175L131 172L127 171L124 175V180H123L122 185H120L117 190H113L107 196H105L106 198L102 199L103 201L101 200L99 202V204H98L99 207L96 206L97 208L95 207L93 209V211H91L92 214L89 215L88 222H90V220L92 219L91 223H93V226H94L93 230L98 231V229L100 228V230L98 232L96 231L95 233L102 239L99 243V247L97 248V250H98L97 252L100 253V255H103V256L105 255L104 257L100 256V258L103 257L102 259H99L102 264L103 263L104 264L120 263L125 259V257H127V255L130 252L134 251V249L137 250L138 247H144V246L145 247L146 246H148V247L156 246L155 243L159 242V241H162L161 243L159 242L160 248L164 244H165L166 250L168 249L169 251L172 250V248H174L175 246L180 248V246H178V244H175V243L174 244L172 243L173 245L170 244L171 243L170 241L172 239V235L174 237L178 233L181 234L183 232V230L191 231V228H193V226H196L198 224L197 221L199 220L200 216L195 217V218H190V219H184V220L175 218L176 214H178L183 208V206H182L183 205V203H182L183 199H181L180 196H176V195L180 194L179 193L180 191H177L178 194H174L175 192H172V191H168L166 193V191H162V190H151L149 192V199L152 196L151 199L157 201L159 203V207L157 208L156 212L152 216L145 215L143 212V208L141 207V205L139 203H137L133 200L130 201L129 197H126V196H128L129 190L139 191L141 186H144L145 188L147 187L145 177L142 178V177L136 176L137 179H135L136 178ZM141 179H142V181H141ZM136 180L138 182H135ZM213 181H215V180H213ZM125 184H128V185L125 186ZM131 184H132V186H131ZM144 184H146V186ZM125 191L127 193L126 195L124 193ZM159 191H162V192H160V193H162L161 195H160ZM163 192H165V193L163 194ZM169 192H170V195H168ZM123 193H124L125 197L122 195ZM152 193L156 194V195L153 196ZM158 194H159V196L157 198ZM165 195H166V197H165ZM167 195L171 197L170 201L165 199V198H167ZM174 195L176 196V198H178V197L180 198V199L178 198V200L175 199L177 203H175V201H174V198H175ZM105 199L107 201H105ZM112 199H113V201H112L113 203L111 202ZM126 199H128L130 202H126L127 201ZM117 201H118V204H117ZM120 201H123V202H120ZM125 202L127 205L124 204ZM106 203H108V204H106ZM120 203L123 205H121ZM105 204L107 205L106 207H105ZM116 205L117 206L119 205L118 206L119 208H117ZM102 206H104V207H102ZM110 206L112 208H110ZM98 208H101V209H98ZM108 208H110L109 211H106V210H108ZM173 209H175V211ZM110 210H113V212L112 211L110 212ZM94 211L96 213H98L97 216H93ZM101 211H102V213L104 212L103 215L101 214ZM108 212H110V213H108ZM95 217H97V218H95ZM110 218H111V220H110ZM218 218L216 220L217 224L211 230V233H212V231H214L216 229L218 230V228L219 229L222 228L224 225L227 224L228 221L231 222V219L229 218L228 213L227 214H220L218 216ZM220 218H221V221H220ZM94 219H96V220L98 219V220L95 221ZM222 219H224V220H222ZM105 220H106V222H105ZM225 220H226V222H224ZM218 221H220V222L223 221V222L220 223ZM96 222H97V224H96ZM101 223L104 225H102ZM194 223H197V224H194ZM221 224H222V226H221ZM101 225L104 227H102ZM116 225H118V226H116ZM255 225H254V227H256L255 229L256 230L258 229L257 231H260L261 233L259 232V233L255 234L253 232V231H255V229L252 227V229H253L252 231L245 232L248 234L252 233L251 234L252 236L245 234L246 235V236L244 235L245 237L242 236V239H243L242 242L240 240L241 236L238 238L241 243H245L244 240H246V244H245L246 248L250 247L251 251L249 250L248 251L249 253H248L247 252L248 248L246 250L245 246H243L244 244H242V246L244 247V250H246V254L248 253L249 255L250 254L253 255V253H251V252L254 251L253 250V246L255 248L254 244L257 243V246H259V244H261V242H259V241L261 240V238L263 237V234H264L263 233L264 231L262 230V229H264V226L262 227V225H264V224L260 223L259 225L258 224H255ZM198 226H199V224L196 227L198 228ZM185 227L186 228L188 227V229H186ZM189 227H191V228H189ZM261 227H262V229H260ZM130 228H132V229H130ZM137 229H138V231H137ZM181 229H183V230H181ZM155 230H157V231H155ZM170 230H171V232H170ZM180 230L182 232H180ZM124 231H125V233H124ZM174 231L177 232V234ZM257 231H255V232H257ZM136 232H138V233H136ZM102 233H104V234H102ZM122 233H123V235H122ZM130 233L131 234L134 233V234H132V237L134 236L133 239L135 241L137 240V242H136L137 244L132 239ZM162 233H165V235L161 236ZM167 233H169L168 237H166ZM211 233L205 231L203 236L201 237V239L202 238L205 239ZM253 233L256 236H253ZM111 234H112V236H111ZM116 234H118V235L116 236ZM124 234H126V235L128 234V235L126 236ZM174 234H176V235H174ZM259 235L261 238H259ZM119 236L120 237L126 236L125 238L130 236L129 237L130 239L129 238L125 239L124 237H121V238H123V239H121ZM164 236H165L166 240L164 239ZM169 237H170V239H169ZM247 237H249L248 238L249 240L247 239ZM251 237H252V239H251ZM156 238L158 241L156 240ZM167 238H168V240H167ZM120 239H121V243H120ZM124 239L126 241H124ZM116 240H117V242H116ZM127 240H129V241H127ZM250 240L251 241L254 240V241H252V243H251ZM142 241H144V242H142ZM148 241H150V243ZM236 241H237L236 245H234V244L231 245L232 243L230 244V242L229 243L226 242L224 248L229 247L228 249L231 250V248H232L233 251H234V249H240L241 243L238 240H235V242ZM146 242H147V244H146ZM167 242H170L169 247H168ZM118 243H120V244H118ZM125 243H127V244H125ZM132 243L135 246L132 245ZM141 243L142 244L144 243V245H142ZM233 243H234V241H233ZM250 243L253 246L250 245ZM116 244L118 247L115 246ZM123 244L125 246H123ZM227 244H230V245L226 246ZM238 244H239V246H238ZM119 245H122V246L120 247ZM263 245H264V243H263ZM219 246H222V248H223L222 244ZM230 246H231V248H230ZM232 246L233 247L236 246V247L233 249ZM134 247H136L137 249ZM165 247H164V249H165ZM237 247H239V248H237ZM124 248H125V250H124ZM162 248H163V246H162ZM242 248L240 249V251H238L239 254L241 253ZM259 248H261V245L259 246ZM256 249L258 250V248H256ZM122 250H124V251H122ZM232 250H231V256L232 257L229 256L230 251L228 252L227 249L221 250V251L220 250L216 251L220 254L219 255L218 253L215 252L216 254H218L220 256L219 257L218 255H216V257L218 259L221 258L222 257L221 255L224 254L223 251L225 253L227 251L229 255L224 254V256H225V257L223 256L224 262L227 260V258H226L227 255H228L227 257H229L231 260L233 259L232 261H230L228 258L227 262H229V264H231L233 262L235 263L234 260H236V259H237L236 261L239 262V264H241V262L248 260L249 255L248 254H247L248 256L246 254L244 255L243 252H245V251H242V253H243V254L241 253L243 255L242 257L240 256L241 254L239 255L238 253H236L240 260L238 258L234 259V257H236V255L233 254ZM260 250L258 252L257 251L254 252V254L256 253L255 254L256 257H257V254L260 252ZM263 250H264V247H263ZM116 251H118L119 254ZM235 252H236V250H235ZM261 252L259 254H261ZM123 253H124V255H123ZM215 253H213L214 254L213 259H215L214 258ZM232 254L234 255V257ZM251 255H250V257H251ZM245 256H247L248 258H246ZM210 257L212 258V255ZM240 257L246 258V259L242 261V259ZM251 258H249V261ZM108 259H110V260H108ZM213 259H209L210 263L209 262H207V263L212 264L215 261V264H218L217 263V262H219L218 259H217V262H216V260H214L211 263V260H213ZM220 261L221 262H219V263L225 264L223 262V260L220 259Z\"/></svg>",
	"mask_w": 264,
	"mask_h": 264
},
{
	"label": "snow or ice",
	"instance_id": "3",
	"mask_svg": "<svg viewBox=\"0 0 264 264\" xmlns=\"http://www.w3.org/2000/svg\"><path fill=\"white\" fill-rule=\"evenodd\" d=\"M100 27L103 28L104 24L102 23ZM96 31L98 34V30ZM0 93L19 102H23L32 95L26 84H22L20 78L11 69H6L3 65H0ZM88 130L96 136L100 135L99 132ZM228 135L231 137L234 134L229 133ZM144 139L157 145L162 143L158 134L151 129L146 130ZM238 139L246 140L244 137ZM242 150L240 145L225 138L218 141V146L207 151L196 144L176 145L166 153V156L170 157L167 161L156 159L146 151H138L133 155H128L121 150H115L118 157L126 162L129 172L147 179L146 188L141 186L139 191L129 190L128 192L129 199L139 203L145 215L152 216L159 207L157 201L149 199L151 190L166 192L185 190L187 193L201 194L200 199L204 201V211L197 221L199 228L193 226L191 231L186 230L171 239V243L180 246L179 255L181 257L179 260L173 261L172 264H207L204 257L208 249L200 244L199 240L205 231L211 232L216 226V220L220 214H227L233 210L232 205L236 201L255 202L258 200L260 221L264 224V152L260 154L261 170L259 176L250 175L244 189L241 188L239 181L230 176L220 179L211 175L209 171L217 163L231 167L239 159ZM192 164L199 167L193 169ZM213 180L222 184L231 182L233 187L231 190L223 188L215 191L210 187ZM173 210L175 211V209ZM260 242L264 243V237L261 238Z\"/></svg>",
	"mask_w": 264,
	"mask_h": 264
},
{
	"label": "water",
	"instance_id": "4",
	"mask_svg": "<svg viewBox=\"0 0 264 264\" xmlns=\"http://www.w3.org/2000/svg\"><path fill=\"white\" fill-rule=\"evenodd\" d=\"M128 170L127 169H123L120 173H119V176L117 177V178H119L118 180H115L113 177H112V179H110L109 181H111L112 182V185H113V188H114V190H117L118 188H119V186L120 185H122V183H123V180H124V175H125V173L127 172ZM146 183H147V179H146ZM166 200H171V197L170 196H168L167 198H165ZM165 201V200H164ZM163 201V202H164ZM127 202V201H126ZM126 202H125V205H127L126 204ZM156 212V211H155ZM154 212V213H155ZM153 213V214H154ZM157 246H150V249H152L153 251H156V248ZM177 250H180V249H177Z\"/></svg>",
	"mask_w": 264,
	"mask_h": 264
}]
</instances>
